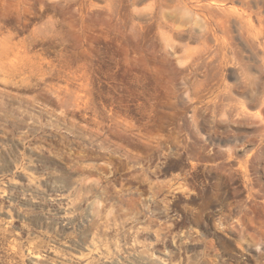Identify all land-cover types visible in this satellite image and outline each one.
Returning a JSON list of instances; mask_svg holds the SVG:
<instances>
[{"label": "rangeland", "instance_id": "rangeland-1", "mask_svg": "<svg viewBox=\"0 0 264 264\" xmlns=\"http://www.w3.org/2000/svg\"><path fill=\"white\" fill-rule=\"evenodd\" d=\"M0 264H264V0H0Z\"/></svg>", "mask_w": 264, "mask_h": 264}]
</instances>
